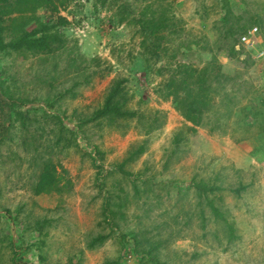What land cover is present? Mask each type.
<instances>
[{
	"label": "rangeland",
	"instance_id": "obj_1",
	"mask_svg": "<svg viewBox=\"0 0 264 264\" xmlns=\"http://www.w3.org/2000/svg\"><path fill=\"white\" fill-rule=\"evenodd\" d=\"M223 1L44 0L34 11L3 13L0 25L10 46L0 51V82L25 102L7 107L8 121L0 116V125L11 129L0 142V264H106L122 249L117 236L131 231L165 241L157 252L165 264H264V156L254 159L251 151L264 148V135L249 144L241 132L212 135L182 106L185 98L202 105L189 92L199 93L201 82L213 88L203 97L204 118L219 114L241 123L238 106L254 87L261 88L256 103L264 102V59L250 58L247 65L234 54L241 35L224 20ZM235 1L228 4L237 15L232 21L243 23L245 8L264 5L239 0L238 8ZM167 4L175 26L150 34V12L157 5L167 12ZM18 21L21 27L14 26ZM24 34L47 47L11 46ZM258 42L244 46L247 55L257 46L264 51L259 35ZM115 86L114 103L127 113L100 116ZM67 89L75 95L61 105L70 132L63 130L65 139L58 142L55 121L44 119L46 100ZM74 110L90 120L88 126H77ZM50 167V192L37 195ZM206 182L210 188L202 193ZM240 183L250 184L249 195L231 192ZM220 185L222 192H213ZM221 196L234 238L206 206L208 199L221 204ZM116 197L125 203L123 229L114 227L104 243L92 246L98 233L111 231L103 226L111 218L104 210ZM132 243L127 264H138Z\"/></svg>",
	"mask_w": 264,
	"mask_h": 264
},
{
	"label": "trees",
	"instance_id": "obj_2",
	"mask_svg": "<svg viewBox=\"0 0 264 264\" xmlns=\"http://www.w3.org/2000/svg\"><path fill=\"white\" fill-rule=\"evenodd\" d=\"M46 1H52L54 2V0H46ZM243 4L246 5L245 0H242ZM239 0L235 1V6L239 7ZM44 0H0V21H3V13L4 14H12L15 13L16 11L20 12V13H27L29 12V9L31 10H37L39 7L44 6L43 5ZM223 6L224 9L226 11V15L224 16V20L228 22L227 23H231V28H233L232 33H238L241 36L246 34L249 30L253 29V27L255 26L256 28H258V35L260 37H262V39L264 40V5H260V10L257 8H254V5L249 6V8H245L244 11L242 12V16L245 21L244 23L242 21L238 22V21H232V19L234 18V16H237L234 14V12L228 7V4H230L229 0H224L223 1ZM255 4V2H254ZM169 6V11H165L167 8L166 6H159L157 5V7H154V9H152L153 12H150L149 16L150 18L148 19V26L147 29L150 31V34H154L158 31L161 30H167V29H171L172 26H175V22H173V14H171V11H174V8L172 5L167 4ZM255 9V10H254ZM253 10L256 12L254 13ZM241 19V18H240ZM22 23L20 21L16 22L14 24V26H18L21 27ZM237 26V27H236ZM45 26L42 25L40 27V29L44 28ZM236 27V28H235ZM234 28L236 30H234ZM6 32V29L4 26L0 25V51L4 50L7 45H9L8 43L5 42V38H4V33ZM240 36V37H241ZM16 46V47H29L32 50L38 49V50H44L47 47V43L43 42V40H41V38H34L33 36L29 35V34H24L22 35V37L17 40L16 42L11 43V46ZM6 46V47H5ZM10 46V45H9ZM235 51L234 54L239 55V57H241L242 54H245L246 49L245 47L241 46V50H237V48L235 47V49L233 50ZM233 54V55H234ZM247 65L249 64V59H245L243 60ZM202 83V82H201ZM200 83V91H198L199 93H194L193 90H190L189 92L191 94H198V98L200 100H202V107L199 106L196 107V101L195 100H191V101H187L186 98L184 99L182 106L187 107L188 109H190L191 116L192 119L194 120V122H196L197 126H201V127H205L206 129L209 130V133L214 135V134H221V133H227L230 131H235L237 134L238 132H241L242 134V138L241 139H245L246 136L244 137L243 133L247 131L248 126L251 125L252 123L258 121V120H263L264 119V112L261 109H258L257 111H255L254 114H252L251 112L248 111L247 106L245 107V109H243V121L241 123H234L232 124L231 121V117L226 118L225 120H222L221 116L219 114L210 116L207 118H204L202 116H204V111H207V104L206 101L207 99H203V97L205 95L210 94V91H213L212 89H208L207 87H202ZM211 84V82L209 81L208 85ZM246 84V82L244 83ZM243 83L240 84L239 82V86L244 85ZM198 87V88H199ZM244 87V86H242ZM0 89H2V92L0 91V116L3 119L7 120V115H6V110L7 107L9 108H17L19 105V102H25L24 99H20L19 97H16L13 95V93H9L10 89L9 87L5 86V82H0ZM197 90V89H196ZM70 92V93H69ZM72 94V97H75L74 95V91H69L68 89L65 91H60L58 94L55 95V100L54 99H47V105L49 106V110L44 113V119H52L53 121H55V125L57 127V131L55 132L56 135V141L60 142L61 140L65 139L64 137V132L69 133L70 131H68V129H64V125L66 126V119H67V115L65 117V114H63V112H66L62 110L61 105L64 103L63 100H65L66 98H68L70 96V94ZM189 93V94H190ZM117 95H119V88L117 86H115V88H112V90L110 91V94L108 95V99H107V103L105 104V106L103 107V109L100 111V116H108V115H117V116H122L124 114L127 113V111H122V107L119 104H115L113 100L115 97L117 98ZM249 95V91L246 94V97H248ZM6 97H9L8 100ZM7 100V101H6ZM30 99H28L29 101ZM5 102V103H4ZM66 102V101H65ZM188 105H190V107H188ZM264 107V102H262L261 104V108ZM14 108V109H15ZM76 111V112H75ZM189 111V110H188ZM202 113H201V112ZM23 112V111H22ZM20 112V118L21 120L24 122L26 120V115L24 113ZM263 112V113H262ZM50 113V114H49ZM201 113V115H200ZM130 115H135V113H131L129 112ZM203 114V115H202ZM74 120L77 121V126L80 125L82 127L88 126L90 120L88 118L84 119V117L78 116L77 115V110H74V115H72ZM206 116V115H205ZM191 119V118H190ZM191 119V120H192ZM248 119V120H247ZM8 121V120H7ZM7 124H10L9 122ZM22 124V123H21ZM13 127V124H10ZM10 127H5L4 125H0V142L1 139L5 138L9 132H10ZM197 130V129H195ZM264 131V130H263ZM264 135V132H260L257 135H255V137L257 139L261 138ZM261 145H264V140ZM260 142V141H258ZM260 149L264 148L262 146H260L258 148L259 152L261 151ZM261 153L264 155V151H261ZM130 154V153H129ZM132 160L134 161L135 159L132 158ZM47 168V167H46ZM126 168V164L124 163L122 165V170H124ZM54 175V168L50 167V171L48 172H44L42 173V178L44 179V185L42 186V188L39 190H36V194H42L45 192H50V188L52 186L51 180L53 178ZM207 182H206V186L203 185V183L201 184L202 188L201 192H206L209 190L210 187H207ZM101 188H105V183L102 181L101 184ZM231 190L232 193H235L237 196H241L243 192L248 193V189H249V185H242L239 184V186H232L229 188ZM222 187L217 186V190H213V192H222ZM116 201L114 203L110 202L107 204V208H105L104 213L111 216V218L109 219V225L106 222H103L105 226L111 228V231L109 233H98L97 236H95L94 239H92V246H96L98 244H102L104 243L114 232L115 230L114 227H118L120 230H122V226L119 224L121 221V219L123 218H119V216H123V215H127L126 212L122 211L121 209H123L125 207V203L122 201V199H118V197H116L115 199ZM219 205L215 204V200H211L208 199L206 206L208 208L211 209L213 215L215 216L216 220H219L221 222L226 223V227H230L228 229L229 231V236H231V238L235 237V230L232 227V225L230 224V214L229 211H227L226 205L223 203L225 201L224 197H220L219 198ZM117 208L119 210H117ZM145 217H148L147 215H144ZM143 220V219H142ZM140 225H143L142 222H139ZM131 238V239H130ZM154 236L151 235V233L149 232H138V231H131L128 233H122L121 236H117V239L120 241L121 245H122V249L118 252L117 257L116 258H109L106 261V264H127V258H126V250L128 248V240L133 241L132 243V248L130 249V252L133 254V257L138 260L137 263L138 264H165L161 262V259H159L158 257V246L162 245L163 242L165 243V241L163 240H154ZM42 248V247H41ZM39 259L41 261H47V258L45 257V255L40 254ZM15 259V257H14ZM72 262V260L70 261Z\"/></svg>",
	"mask_w": 264,
	"mask_h": 264
},
{
	"label": "crops",
	"instance_id": "obj_3",
	"mask_svg": "<svg viewBox=\"0 0 264 264\" xmlns=\"http://www.w3.org/2000/svg\"><path fill=\"white\" fill-rule=\"evenodd\" d=\"M234 84L235 85H238V83L235 81L234 82ZM234 85V86H235ZM255 89L253 90V91H251V89L249 90V95H248V97H246V103H245V101H244V106H238V107H241V108H243V109H245V107L247 106V108L250 110V111H252V112H255V111H257L258 110V107L256 106L257 105V103H256V98H255V94H256V92L257 91H259V94H261V88H256V87H254ZM248 92V91H247ZM247 94V93H246ZM243 104V103H242ZM247 104V105H246ZM260 106V105H259ZM248 120V119H247ZM262 125V127L260 128L259 126H261ZM262 130H264V119L263 120H261V121H256V122H254V123H252L251 125H249L248 126V129H247V131L246 132H244L243 133V135H244V137L246 136V138L245 139H241L242 141H246V143H250V141H253V139L252 138H254L255 139V135H257L258 133H260V132H264V131H262ZM242 138V137H241ZM252 150L251 151H253V156H252V158H257L258 160H261V156H264L262 153H261V151H264L263 149H260L261 151L259 152V150H258V148L259 147H257L256 148V146L254 145V146H252ZM240 159V165H242V166H248L247 164H244V162H242V157H240L239 158ZM251 162V161H250ZM250 165V164H249ZM252 166V165H251ZM249 168V170L248 171H246L247 172V174L248 175H250V176H255L256 174H254V172H252L251 171V168H250V166H248L246 169H248ZM241 177L242 178H245L243 175H241ZM239 178V179H242V178ZM241 184V183H240ZM239 185V184H238ZM247 185H249V188H251L250 187V184H248L247 183ZM250 191V190H249ZM250 194V192L247 194V195H249Z\"/></svg>",
	"mask_w": 264,
	"mask_h": 264
},
{
	"label": "clouds",
	"instance_id": "obj_4",
	"mask_svg": "<svg viewBox=\"0 0 264 264\" xmlns=\"http://www.w3.org/2000/svg\"><path fill=\"white\" fill-rule=\"evenodd\" d=\"M254 28H256V27H254ZM253 28V29H254ZM253 29H251V30H249L246 34H244V35H242L240 38H241V46H248V45H250V44H246V43H244L243 41H242V37L243 36H249V32L250 31H252ZM258 29V28H257ZM258 33H259V31L257 30V32L255 33V35H252V36H250V37H252L253 38V41H254V43H253V45H252V47H256V45H258L259 46V42H258ZM258 42V43H257ZM251 46V45H250ZM258 46H257V49H254L253 48V57H252V55H247V53H249V51H247V49H246V52H245V54H242L241 56L243 57V60H245V59H250V58H253V59H264V55L263 56H260V54L262 53V52H264V51H260L261 50V47H260V49L258 48ZM237 50H241V47H240V44L237 46ZM264 61V60H263ZM256 101H257V99H256ZM260 105V106H259ZM258 108L260 107L261 108V103L260 102H257V105H256Z\"/></svg>",
	"mask_w": 264,
	"mask_h": 264
},
{
	"label": "built area",
	"instance_id": "obj_5",
	"mask_svg": "<svg viewBox=\"0 0 264 264\" xmlns=\"http://www.w3.org/2000/svg\"><path fill=\"white\" fill-rule=\"evenodd\" d=\"M257 28H254L252 31L249 32V36H243L242 37V41L246 44H250L251 46L253 45L254 41H253V38L250 37L252 35H255V33L257 32ZM264 55V52H262L260 54V56H263Z\"/></svg>",
	"mask_w": 264,
	"mask_h": 264
}]
</instances>
